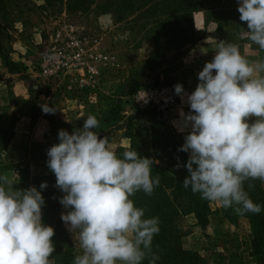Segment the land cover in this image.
<instances>
[{"label": "rangeland", "instance_id": "374dc122", "mask_svg": "<svg viewBox=\"0 0 264 264\" xmlns=\"http://www.w3.org/2000/svg\"><path fill=\"white\" fill-rule=\"evenodd\" d=\"M239 0H205L201 7L180 0H0V175L14 179L15 189L41 191L42 222L55 229L53 264H74L82 254L74 234L62 221L65 194L48 167L47 150L59 143L61 129L72 133L94 115L96 131L111 148L136 150L151 158V195L130 197L143 218L159 217L152 241L156 264H259L264 261V206L259 214L237 215L199 193L175 190L169 170L187 163L180 151L190 129L178 131L180 112L189 105L177 96L169 112L134 111L131 95L143 85L182 84L185 93L199 83L198 73L213 59L219 41L238 44L249 60L264 59L258 45L239 38ZM60 33L81 39L80 49L99 68L101 88L78 92L72 79L37 77L39 55ZM80 72V71H79ZM264 75V73H262ZM65 83V84H64ZM71 86V87H70ZM175 90V89H174ZM43 105L54 108L45 112ZM255 119V118H252ZM156 167H160L159 169ZM161 169V170H160ZM42 182L47 187L40 188ZM258 192L263 197L260 180ZM175 190V191H174ZM204 202V221L195 208ZM148 264V259L142 261Z\"/></svg>", "mask_w": 264, "mask_h": 264}, {"label": "clouds", "instance_id": "9594fccd", "mask_svg": "<svg viewBox=\"0 0 264 264\" xmlns=\"http://www.w3.org/2000/svg\"><path fill=\"white\" fill-rule=\"evenodd\" d=\"M238 12L247 24L239 38L264 51V0H239ZM262 73L264 59L249 60L238 44L219 41L195 90L187 94L182 84L174 86L190 108L181 110L178 122V131L190 129L179 149L188 153L183 186L237 215L262 210L245 187L254 188L255 180L264 184ZM100 127L89 115L82 128L59 130V143L47 150L48 167L65 193L60 203L71 209L61 219L82 250L74 264H156L152 241L159 217L143 218L144 209L130 199L138 191L151 195L159 185V176L151 175L154 161L127 149L121 158L99 136ZM15 183L0 175V264H53L55 229L42 222L45 199L35 186L21 190ZM46 187L42 182L40 188Z\"/></svg>", "mask_w": 264, "mask_h": 264}, {"label": "built area", "instance_id": "2783aa9c", "mask_svg": "<svg viewBox=\"0 0 264 264\" xmlns=\"http://www.w3.org/2000/svg\"><path fill=\"white\" fill-rule=\"evenodd\" d=\"M81 42L79 37L56 34L50 47L39 55L37 77L42 80L72 79L74 88L78 92H94L100 89L102 77L99 68L94 64L93 56L88 58L83 54L80 49ZM130 99V106L134 111L156 108L167 113L177 105L175 90L167 84L140 86Z\"/></svg>", "mask_w": 264, "mask_h": 264}, {"label": "trees", "instance_id": "16d2710c", "mask_svg": "<svg viewBox=\"0 0 264 264\" xmlns=\"http://www.w3.org/2000/svg\"><path fill=\"white\" fill-rule=\"evenodd\" d=\"M181 3H183L184 5L190 7V6H195L197 5L198 7H201V5L203 4V2L205 0H180ZM157 110L158 112H161L160 110L156 109V108H149L144 110L143 112H149V111H155ZM254 120V119H253ZM156 168H160V167H156ZM161 170V169H160ZM188 175L187 169L185 170H181L175 166H173L170 170L169 173L167 174V181H170L173 183V187L175 188L176 191H178L179 189H184L186 191L191 192V188H185L183 186V179ZM255 187L252 189H247V182L245 184L246 190L249 191L250 197L252 200H254L255 202L260 203L262 206H264V202H263V197L262 195L257 191L258 190V186L257 184H255ZM174 190V191H175ZM204 202H200L198 203L197 207L195 208V213H196V217L199 221H204L205 218L204 216ZM259 264H264V261L259 263Z\"/></svg>", "mask_w": 264, "mask_h": 264}, {"label": "crops", "instance_id": "0c3cea01", "mask_svg": "<svg viewBox=\"0 0 264 264\" xmlns=\"http://www.w3.org/2000/svg\"><path fill=\"white\" fill-rule=\"evenodd\" d=\"M67 80H68V79L65 80V83H66ZM65 83H64V84H65ZM100 88H101V87H100Z\"/></svg>", "mask_w": 264, "mask_h": 264}]
</instances>
